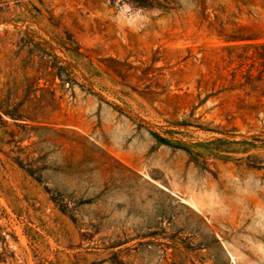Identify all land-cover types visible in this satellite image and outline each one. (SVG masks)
Masks as SVG:
<instances>
[{
  "label": "rangeland",
  "instance_id": "374dc122",
  "mask_svg": "<svg viewBox=\"0 0 264 264\" xmlns=\"http://www.w3.org/2000/svg\"><path fill=\"white\" fill-rule=\"evenodd\" d=\"M0 264H264V0H0Z\"/></svg>",
  "mask_w": 264,
  "mask_h": 264
}]
</instances>
